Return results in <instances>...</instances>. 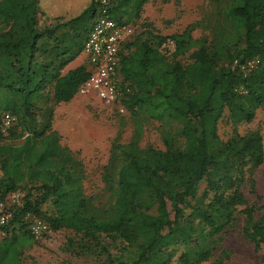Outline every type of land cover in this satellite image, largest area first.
Wrapping results in <instances>:
<instances>
[{"label": "trees", "instance_id": "trees-1", "mask_svg": "<svg viewBox=\"0 0 264 264\" xmlns=\"http://www.w3.org/2000/svg\"><path fill=\"white\" fill-rule=\"evenodd\" d=\"M102 1L90 0L75 17L55 18V28L40 30L38 0H0V124L5 115L15 120L8 139L0 140V204L26 192L3 233L20 226L21 236L32 239L23 220L39 219L40 207L50 200V230L121 239L126 260L117 264H207L239 213L243 236L257 250L264 248V213L254 219L260 209L249 207L237 189L245 181L244 167L255 186L254 173L264 163L261 129L244 135L234 130L227 139L219 134L224 119L233 127L249 125L258 111L264 113V0H210L219 11L209 40H193L188 29L169 38L151 36L156 44L135 38L124 45L120 74L131 87L125 109L134 117L175 122L179 129L175 137H164L163 151L140 148L138 137L116 146L101 179L113 201L98 209L85 195L81 162L61 144L50 109L40 104L49 95L68 103L88 78L83 66L64 70L80 56ZM108 1V15L122 22L132 0ZM61 29L70 32L67 42L56 36ZM168 40L171 62L159 51ZM186 55L189 62L178 60ZM38 115L46 118L41 129ZM19 139L18 145L4 142ZM207 193L211 198L204 204ZM19 242L16 236L0 240V264H22ZM175 247H182L176 260Z\"/></svg>", "mask_w": 264, "mask_h": 264}, {"label": "rangeland", "instance_id": "rangeland-1", "mask_svg": "<svg viewBox=\"0 0 264 264\" xmlns=\"http://www.w3.org/2000/svg\"><path fill=\"white\" fill-rule=\"evenodd\" d=\"M89 1L38 0V28L40 30L55 28L57 24L53 21L55 18L60 17L63 21L73 18ZM137 1L139 0H132L130 8L121 17L122 22L131 25L134 29L131 41L139 38L150 44H156L151 36L169 38L182 34L188 29L191 31L190 35L193 40L202 38L209 40L211 38V29L215 25L219 8L210 0H144L140 5L136 4ZM108 3L111 1L109 0ZM75 6H77V10ZM69 34L67 29L56 32V36L61 42H67ZM159 51L165 54L170 62L173 60L171 55L174 47L169 40L159 47ZM187 55L178 60H181L182 63L189 62ZM254 65L255 62H252L241 68V71L248 73ZM80 66L85 67L86 63L85 59L78 55L70 61L64 74ZM49 98V100L45 99L47 100L45 104H40L41 108L43 110L50 109L52 130L59 135L61 144L81 162L85 175L83 181L85 195L98 209L107 208L113 201L101 179L111 152L116 146L127 145L135 137H138L140 148H154L163 151L164 137H175L179 129V125L175 122L164 123L151 120L144 114L134 117L127 110L123 115H119L115 110H105L99 103L80 97H74L68 103H55L51 95ZM37 122L41 124L37 126V129H41L46 122L45 116L38 115ZM12 127L13 125L10 128ZM3 128L2 120L0 140L8 139V130L4 131ZM258 128L261 129L264 137V113L261 111L256 113L254 121L249 125L233 127L224 119L219 124V134L223 139H227L234 130L238 134L244 135ZM4 142L18 145L22 139ZM119 152V150L116 151L117 155ZM244 168L245 181L237 189L242 193L249 207L254 206L260 209L254 214V219H257L264 213V186L261 185L262 181H260L257 170L253 176L255 186L252 187L249 181L248 167ZM206 186L205 180L199 183L197 198H202L206 192ZM32 195L36 196L37 192H32ZM25 196L26 192H17L7 196L1 203L0 210L13 214L17 208L23 205ZM210 198L211 193H207V198L203 200V203L207 204ZM191 204H194V201ZM40 210L39 219L27 215L23 220L26 224L25 230L32 239L27 240L21 236L23 230L20 226L10 227L9 232L0 237V240L9 239L12 236L19 238L22 264H117L118 260H126L125 245L117 237L99 235L96 240H91L81 234L60 229L51 230L50 233L36 239L30 231V224L33 220L37 219L45 223V219L55 214L50 200L43 204ZM239 210H243V208L241 207ZM150 212L155 213L154 209ZM189 214L190 210H185L184 218H187ZM243 227L244 216L239 213L234 224L224 233L220 245L213 252V258L207 264L217 260H221L222 264H264V248L257 250L243 236ZM175 249L174 260L182 252V247H175Z\"/></svg>", "mask_w": 264, "mask_h": 264}, {"label": "built area", "instance_id": "built-area-1", "mask_svg": "<svg viewBox=\"0 0 264 264\" xmlns=\"http://www.w3.org/2000/svg\"><path fill=\"white\" fill-rule=\"evenodd\" d=\"M101 4L81 47L80 55L85 59L89 76L79 86L75 97L95 101L103 109L115 110L123 115L126 110L124 101L131 94V87L120 74L121 52L124 45L131 42L134 29L108 15L106 0ZM2 120L4 131L15 121L9 115H5ZM11 220L12 213L0 210V237L4 234L2 229ZM30 231L36 239L51 232L46 223L37 219L30 224Z\"/></svg>", "mask_w": 264, "mask_h": 264}, {"label": "crops", "instance_id": "crops-1", "mask_svg": "<svg viewBox=\"0 0 264 264\" xmlns=\"http://www.w3.org/2000/svg\"><path fill=\"white\" fill-rule=\"evenodd\" d=\"M263 145H264V137H263ZM258 175H259L260 181H262V184L261 185L264 186V163L258 169Z\"/></svg>", "mask_w": 264, "mask_h": 264}]
</instances>
